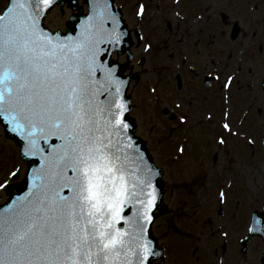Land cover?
<instances>
[{
	"label": "snow or ice",
	"instance_id": "1",
	"mask_svg": "<svg viewBox=\"0 0 264 264\" xmlns=\"http://www.w3.org/2000/svg\"><path fill=\"white\" fill-rule=\"evenodd\" d=\"M89 3L83 19L75 12L68 16L71 30L64 34L43 21L57 4L78 5L79 0H9L0 12V126L19 137L21 155L32 158L25 176L31 187L0 211V264H156L157 258L166 259L153 235L163 203L157 180L162 173L138 142V124L130 119L124 92L131 83L123 75L127 64L117 58L130 32L121 28L112 0ZM207 7L215 4L210 0ZM144 13L140 4L138 15ZM138 35L143 42V33ZM177 39L183 42V34ZM153 48L144 44L142 61ZM134 59L129 50L125 60ZM188 71L198 75L195 64ZM237 80L239 73L233 72L222 87L230 92ZM158 102L154 97L152 103ZM258 110L264 113V106ZM177 118L187 123L189 114ZM223 128L233 133L227 119ZM245 139L255 147L251 136ZM226 143L221 135L219 146ZM185 151L181 144L178 152ZM23 170H10L12 179H3L0 189L10 190ZM217 199L223 213L226 192L221 190ZM247 232L241 240L264 236V209H253ZM193 239L194 253L208 245L203 232ZM242 264H248L247 255Z\"/></svg>",
	"mask_w": 264,
	"mask_h": 264
},
{
	"label": "rangeland",
	"instance_id": "2",
	"mask_svg": "<svg viewBox=\"0 0 264 264\" xmlns=\"http://www.w3.org/2000/svg\"><path fill=\"white\" fill-rule=\"evenodd\" d=\"M7 2L0 0V12ZM117 2L130 27L144 36L140 45L135 41L132 47L140 81L136 89H131L134 102L131 115L138 124L137 134L147 142L155 162L163 170L165 193L161 207L165 212L158 214L154 234L164 248L166 259H160L159 264H242L246 255L248 264H259L262 239L253 237L244 254L240 250V238L246 235L251 211L264 209V113L258 110L264 106L261 87L264 0H211L215 4L211 9L207 7L210 0ZM79 4L86 8L83 0ZM140 4L145 5L143 16L138 15ZM71 13L67 5H57L45 23L53 30L64 29ZM222 14L229 16L231 24H224ZM235 21L240 23L241 32L232 40L230 33ZM177 34H183V42L178 41ZM147 43H152L154 48L138 64ZM124 58L118 57L121 61ZM205 59L208 61L205 69L213 72L219 67L223 81L233 72L239 73V80L230 92L222 87L221 79L210 84L206 92L195 81L200 95L196 101L190 92L191 74L187 69L196 62L205 65ZM180 85L183 90L178 92L176 87ZM153 87L157 93L151 92ZM181 93L184 98L180 97ZM155 96L158 103H152ZM179 101L185 105L175 108L172 104ZM198 102L206 109L199 113L203 119L201 125L192 123L191 106L186 105ZM226 104L231 106L229 118L236 136L222 128ZM175 112L188 113V122L173 118ZM246 114L248 117L244 119ZM237 118L242 122L240 131L244 136L238 134L239 125L234 122ZM221 135L227 138L222 147L217 139ZM245 136L255 140V147L247 143ZM181 144L186 147L183 154L178 152ZM28 164L20 157L16 142L6 137L0 126V182L12 179L7 174L17 167L24 170L15 181H22ZM221 190L227 194L223 213L219 212L221 205L217 199ZM0 197L6 200L7 191L0 189ZM221 228L229 233L227 239L219 231ZM186 232L193 233V237L203 232L208 245L194 253L192 244L196 241L184 235Z\"/></svg>",
	"mask_w": 264,
	"mask_h": 264
},
{
	"label": "water",
	"instance_id": "3",
	"mask_svg": "<svg viewBox=\"0 0 264 264\" xmlns=\"http://www.w3.org/2000/svg\"><path fill=\"white\" fill-rule=\"evenodd\" d=\"M85 2H86L87 5H88V12H87V13L84 12L83 7L80 6L79 4H78V5H70L71 8H72L73 10L78 9V12H77L76 14L78 15V17H79L80 19H83V18H84L86 15H88L89 12H90V3H89V0H85ZM62 6H63V5H62ZM112 10L115 11V12L118 14V16H119V18H120V20H121V28H122L123 30H126V31L130 32V36L125 37V41H126V43H125L124 46H123V48H124V52H128V51L130 50L132 44H133V39H132V37H131V30H130V29L128 28V26L125 24V21H124V19L122 18V15H123L122 10H121L120 7L117 5V2H116L115 0H112ZM47 14H48V13H47ZM43 23H44V21H43ZM44 24H45V23H44ZM47 27H48V26H47ZM48 28H49V27H48ZM49 29L52 30L51 28H49ZM58 30H60V29H58ZM70 30H71L70 27H68L65 31H70ZM65 31H62L61 34H64ZM237 32H238V27L235 26L233 37H236ZM73 34H74V33H73ZM139 40H140V39H139ZM140 41H141V40H140ZM128 63H129V61H127L125 64L128 65ZM123 75H124V74H123ZM131 76H132V74H130V75H124V77H127V78H129V79L131 78ZM262 84H264V81H263ZM128 88H129V86L124 90V92H125V97H126V99L129 101V106L132 107V104H131V101H132L131 95H130V94H127V90H128ZM263 88H264V87H263ZM130 119H133V118L130 117ZM133 120H134V119H133ZM6 135H7L8 137L14 138V139L17 141V143L20 145V147H21L22 141H20L19 137H16L15 134H14V133H11V132L7 133ZM137 137H138V142L141 144V147H142V148L148 153L149 157L151 158V161L154 163L153 158H152L151 154L149 153L148 148H147V146H146V142H145L141 137H139V136H137ZM24 158H25L26 160H28V161H30V160L32 159V158H28V157H24ZM154 164H155V163H154ZM30 167H31V165L29 164L28 172H29ZM28 172H27V174H28ZM161 173H163L162 170H161ZM27 174H26V175H27ZM157 180H158V182H159V186H160V188H161V190H162V192H163V194H164L165 186H164V181H163V178H162V174H161L160 177H157ZM16 186H18L19 191H18V192H13V189H14L15 186L13 185V186L11 187V189H10V190H11V194H10L9 201H8L7 203H5V204H0V211H3V210L6 208V206L10 203V201H11L12 199H14V198H16V197H18V196L24 195V194L28 191V189L31 187V181L28 180V179H25V178H24V182H23V183H19V184H17ZM251 236H252V235H251ZM251 236H250V238H251ZM250 238L247 239V240L244 242V246H243V249H242L244 252H245L246 249H247L248 241L250 240ZM263 238H264V236H263ZM154 239L157 241V239H156L155 236H154ZM157 248H158L159 250H161L162 253H163V250H162L161 246L158 245V242H157ZM263 254H264V253H263ZM156 264H158V263H156Z\"/></svg>",
	"mask_w": 264,
	"mask_h": 264
},
{
	"label": "flooded vegetation",
	"instance_id": "4",
	"mask_svg": "<svg viewBox=\"0 0 264 264\" xmlns=\"http://www.w3.org/2000/svg\"><path fill=\"white\" fill-rule=\"evenodd\" d=\"M222 16H223V19H224V21H225V23H231V21L229 20V18H228V16L227 15H225V14H222ZM122 56H125V55H122ZM119 57H121V56H119ZM140 58L138 59V64H142L141 62H140ZM125 61V58L123 59V61H121V62H124ZM136 61V60H135ZM192 64H195V66H196V70H197V73H198V75L197 74H195V73H192V72H190V71H188V69H187V72L188 73H190L191 74V78H190V80H191V87H190V92L191 93H194V97L196 98V101H198V100H200V95H199V92L197 91V89L195 88V86H194V82L196 81L197 83H198V86L200 87V88H204L205 89V91L204 92H206L207 90H208V87L210 86V85H208L207 84V75L209 74V71H207L208 69H205L207 66L206 65H203V64H198V62H196V63H192ZM192 64H190V65H192ZM189 65V66H190ZM131 67L132 68H130V65H129V71L131 72H135L136 70H135V64H134V61L132 62V64H131ZM202 79H201V78ZM188 79V78H187ZM139 81H140V77H139V79H138V81L136 82V80H132L131 81V89H136L137 87H138V84H139ZM179 83H181V81L179 82ZM177 88V91L178 92H181L183 89V86H177L176 87ZM155 97H157V96H155ZM180 97H182V98H184V96H183V93H181V96ZM177 103H180L182 106H184L185 104H182V101H179V102H176V103H174V104H172L173 106H175V108H177L176 107V104ZM186 105H188L189 107L191 106V108H189V110H190V112H191V115H192V123L194 124V123H198L199 125H201L202 124V121H203V119L200 117V115H199V113H203V110H206V109H204L205 107H202V105L203 104H201V102H198L197 104H195V105H193V104H186ZM207 104H205V106H206ZM217 104H215L214 106H216ZM213 106V107H214ZM181 108V107H180ZM174 109V108H173ZM208 113H210V112H208ZM179 115H181V114H178V113H176L175 112V114H174V116H173V118H175L176 117V119H177V117L179 116ZM222 122H223V120L221 121V124H222ZM219 138V137H218ZM250 216H251V213H250ZM249 223H250V217L248 218V225H249Z\"/></svg>",
	"mask_w": 264,
	"mask_h": 264
}]
</instances>
